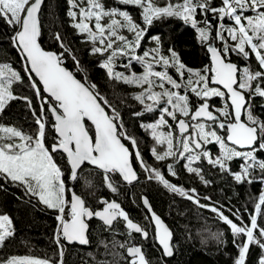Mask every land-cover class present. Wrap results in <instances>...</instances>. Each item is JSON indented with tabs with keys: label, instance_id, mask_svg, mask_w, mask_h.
Segmentation results:
<instances>
[{
	"label": "snow or ice",
	"instance_id": "6c2138e0",
	"mask_svg": "<svg viewBox=\"0 0 264 264\" xmlns=\"http://www.w3.org/2000/svg\"><path fill=\"white\" fill-rule=\"evenodd\" d=\"M43 2L0 0V20L13 29V45L22 53L27 65L25 72L39 101L37 112L31 99L16 96L13 85L21 82L22 77L8 64H0V113L4 112L10 101L23 99L36 125L35 132L29 134L16 127L0 124V181L23 185L27 192L38 196L48 208L58 210L59 224L55 238L60 245L59 264H65L61 237L68 243H89L86 218L95 216L111 227L119 217L126 222L129 235L139 233L148 239L149 233L145 226L130 219L116 201L101 200L105 207L93 211L86 207L85 199L75 192L70 201L67 200L62 179L64 173L53 155L55 153L66 154L72 180L78 179V170L85 163L103 170L107 187L113 193L118 189L108 173H119L129 184L138 179L133 167L134 156L140 168L148 173L149 179H156L169 191L199 207L209 208L230 227L234 238H245L236 244L238 256L235 264H246L249 248L253 244L264 250V226L258 223V217H264V190L257 198L249 223L244 222L239 210L232 213L240 221L238 225L224 215L221 208L201 204L195 188L186 190L183 186L173 184L161 170L149 166L139 150L137 140L124 130L118 109L100 93L96 84L88 82L86 78L83 81L77 79L63 66L64 52L72 55L78 68L80 61L66 47L60 34L56 33L54 38L64 52L58 54L42 47L39 41L42 35L40 11ZM119 3L139 8L143 24L137 23L128 11L106 9L101 0H68V15L73 21L72 27L78 30L79 35H86L92 43L91 54H107L100 67L106 70L108 79L140 89L133 99L143 106V111L134 115L159 112L155 122L140 125L150 131L157 145L163 147V151L153 147L151 155L157 162L169 158H174L176 162L185 160L183 167L188 173L199 177L205 185L210 181L204 178L200 167H193L194 163L202 159L213 168L233 175L238 183L245 180L252 183L251 170L258 168L264 173V160L258 159L256 155L264 151V119L252 110L254 99L264 98V0H221L218 7L212 6V0H166L163 6H159L155 0H119ZM209 13L220 22L216 38L222 41V47L218 49L208 45L211 62L202 70L187 68L174 49H168V55L163 54L159 37H153L156 47L139 53L147 28L154 20L161 18L181 19L196 29L198 39L208 41L212 28L207 18ZM198 15L204 19L198 20ZM105 18L107 23L103 22ZM226 19L232 22L231 26L222 23ZM201 23L204 27L199 26ZM225 32L233 43L225 38ZM232 54L248 63L239 66L229 58ZM252 57L256 69L251 65ZM117 61H122L119 67L129 74L116 70ZM134 62L142 68L141 73L132 70ZM170 67L176 68L179 81L169 74ZM189 92L203 103L193 107ZM211 97H220L225 101L223 108L214 110L218 114L209 110L207 100ZM261 107L264 108V104ZM48 113L54 118L52 129L55 133L50 146L46 143ZM242 115L246 116V120H242ZM201 119L211 123L206 125L198 122ZM169 120L173 123H169ZM189 120L197 122L190 123ZM163 128L167 131H161ZM217 128L223 130L225 135H219ZM177 130L178 135L175 134ZM122 140L130 141L134 153ZM212 143L219 146L220 151L216 156L204 147ZM236 158H241L243 163L240 164L239 172H232L229 162ZM166 167L168 175L177 177L173 164ZM260 181L264 183V176L260 177ZM203 199L211 198L205 196ZM143 203L151 213L150 218L146 219L154 224V239L162 247L164 255L171 256L172 232L153 212L147 198L143 199ZM11 223L7 215H0V246L5 245L7 238L12 235ZM120 247L125 245L121 244ZM127 254L131 257L128 264H151L141 246L128 245ZM2 264H49V261L11 257ZM258 264H264V254L260 256Z\"/></svg>",
	"mask_w": 264,
	"mask_h": 264
},
{
	"label": "trees",
	"instance_id": "16d2710c",
	"mask_svg": "<svg viewBox=\"0 0 264 264\" xmlns=\"http://www.w3.org/2000/svg\"><path fill=\"white\" fill-rule=\"evenodd\" d=\"M101 2L106 9L117 8L128 11L137 23L143 24L139 8L121 4L119 0H101ZM155 2L159 6H163L166 0H155ZM220 3L221 0H212V6L218 7ZM68 11V0H44L40 11L42 35L39 42L42 47L58 54L64 52V49L54 38L55 34L59 33L66 47L80 61L78 68L72 55L64 52L63 66L71 71L77 79L83 81L86 78L88 82L96 84L100 93L118 109L124 130L130 137L137 140L145 162L149 166L161 170L173 184L183 186L186 190L195 188L201 204L221 208L224 215L233 219L238 225L240 221H237L232 213L239 210L244 222L249 223V216L254 214L257 198L264 190V183L260 181V177L264 176V173L258 168L253 169L251 170L252 183H248L246 180L243 183H238L233 175L221 172L219 168H213L206 160L202 159L200 162L194 163L193 167L202 169V175L207 181H210L205 185L195 174L187 172L183 167L186 163L185 160L176 162L174 158H169L157 162L151 155V149L156 147L158 151H163V147L157 145L152 139L150 131H146L140 125L141 123L155 122L159 112L144 113L141 116L134 115L136 112L143 111V106L133 99L140 89L108 79L106 70L100 67L107 54L105 56L91 54L92 43L87 40L86 35H79L78 30L72 27L73 21L68 15ZM207 18L212 23L208 41L202 42L198 39L196 29L190 24H185L181 19L161 18L154 20L153 24L147 28L138 51L142 54L144 50L156 47L153 37H159L163 54L168 55V49H174L180 61L187 68L202 70L206 65H209L205 46L211 42L218 49L222 47V42L216 38L217 20L213 18L212 13H209ZM197 19L203 20L204 17L198 15ZM103 22L107 23V18ZM223 23L226 26L232 24L227 19ZM199 26L204 27V24L201 23ZM125 34L131 35L127 32ZM12 35L13 29L0 20V64H8L19 72L22 81L13 85L14 94L18 97L26 96L31 99L39 112V101L31 87L28 74L25 72V62L19 50L13 45ZM229 58L241 67L245 65V60L240 56L232 54ZM121 62L117 61L116 70L126 72L125 69L119 67ZM251 65L253 69H256L254 57L251 58ZM132 70L137 74L142 72L140 65L135 62ZM157 70L163 69L158 68ZM168 72L179 81L176 68L170 67ZM126 74L129 73L126 72ZM185 77H187V73H185ZM181 94H183V89ZM188 95L193 107L203 102L190 92ZM207 102L212 111L214 110L211 107H224L225 103L219 98H211ZM262 104H264V98L256 97L252 110L254 114L264 119ZM47 118L46 143L50 146L54 136L53 123L49 114ZM242 120H246L245 115ZM169 123L173 122L169 120ZM0 124L16 127L29 134L36 130L35 118L23 99H16L8 103L4 112L0 113ZM216 130L219 135H225L223 130L218 128ZM161 131H167V129L163 128ZM122 142L133 151L130 141L122 140ZM206 148L211 151L213 156L219 154L218 147L212 144L206 145ZM53 155L64 173L62 179L66 186V199H69L68 188H71L73 192L85 199L86 207L93 211L97 209L99 199L107 197V194H103L106 190L100 172L84 166L78 171V179L71 182L65 157L61 153ZM256 155L258 159L264 160V151L257 152ZM170 163L176 169L177 177L167 174L166 166ZM241 163H243L241 158L229 162L232 172H239ZM133 167L138 174V179L131 186H124L115 175L112 177L113 184L118 189L117 198L116 195L115 198L130 219L146 227L149 233L148 239L143 241L140 235H127L121 222H115L111 227H105L100 222L91 220L88 222L89 227L86 235L89 243L85 247L67 246L62 239L60 240V244L63 245L65 264H128L129 259L126 256L128 245H140L151 264H235L238 256L236 244L245 239L243 236L234 238L230 227L209 208L199 207L183 196L169 191L156 179H149L148 173L140 168L134 156ZM0 185H2L0 187V215H7L12 222L10 225L12 235L7 238L5 245L0 246V264L11 257H33L47 260L51 264H59L60 245L53 239L57 210L50 209L41 203L36 195L27 192L23 185L13 184L10 181H0ZM140 196L148 199L153 212L172 232L173 254L170 258L163 257L154 241L153 228L149 219H146L148 215L141 205ZM205 196L211 199H203ZM258 223L264 226V217H258ZM121 244H124L125 247H120ZM262 254H264V250L255 244L251 245L246 264H258Z\"/></svg>",
	"mask_w": 264,
	"mask_h": 264
},
{
	"label": "water",
	"instance_id": "95a60500",
	"mask_svg": "<svg viewBox=\"0 0 264 264\" xmlns=\"http://www.w3.org/2000/svg\"><path fill=\"white\" fill-rule=\"evenodd\" d=\"M42 7V6H41ZM209 44H211L213 47H214V45L211 43V42H209L206 46H205V52H206V54H207V56H208V60H209V64H210V56H211V54L208 52V50H207V48H208V45ZM48 51V50H47ZM20 52V51H19ZM20 54H21V56H22V53L20 52ZM25 62V61H24ZM25 65H26V62H25ZM26 67H27V65H26ZM33 76H34V74H33ZM37 79V81H38V78H36ZM40 87H41V89H42V85H40ZM216 87H220V86H216ZM44 95H47L46 93L44 94ZM203 103V102H202ZM209 110H211V109H209ZM49 115H50V118H51V121H52V123H54V118L52 117V115H51V113H48ZM214 114H216V113H214ZM242 117H243V115H242ZM189 122L190 123H196L197 121H190L189 120ZM198 122H203V123H211L210 121H207V120H204V119H201L200 121H198ZM53 133H54V130H53ZM176 134L178 135V130L176 131ZM54 135H55V133H54ZM230 147H232V145H229ZM240 151H246V150H248V149H239ZM62 154V153H61ZM64 157H65V159H66V163H67V156H66V154H62ZM67 166H68V168H69V180L71 181V182H73L74 180H72L71 179V175H70V165L67 163ZM84 166H88V167H90V168H93V169H96V170H98V171H101V172H103V170H101V169H98V168H96L95 166H93V165H91V164H88V163H85V164H83L82 166H81V168L82 167H84ZM80 168V169H81ZM79 169V170H80ZM78 170V171H79ZM119 177H120V179L122 180V182H124L125 184H129V183H127L126 181H124L123 180V178L119 175V173H116ZM136 181V180H135ZM135 181H133L132 183H134ZM131 183V184H132ZM72 193H73V191H72V189L71 188H68V197H69V201H70V199H71V195H72ZM145 197H143L142 199H141V204H142V206H143V208L146 210V212H147V214H148V217L150 218V216H151V213H149L148 212V209H147V207L144 205V203H143V199H144ZM105 207V205L101 208V209H98V210H95V211H99V210H102L103 208ZM122 221H124L122 218H120ZM91 220H94V221H97V222H100L103 226H105V227H109V226H107V225H105L104 224V222L102 221V220H100L99 218H97V217H92V218H90V219H88V218H86V222H87V224H88V222H90ZM164 223V222H163ZM165 224V223H164ZM166 225V224H165ZM151 226H152V228H153V236H155V227H154V224L153 223H151ZM124 228L127 230V234L129 235V230L126 228V222L124 221ZM133 234H139V233H134L133 232ZM86 235H87V232H86ZM143 238V237H142ZM62 240H63V242H64V244L65 245H67V246H73V245H75V246H78V247H85L87 244H84V245H81L79 242H72V243H68L66 240H64L63 239V237H62ZM154 241H155V243H156V245H157V247L159 248V250L161 251V253H162V255H163V257H165V258H170L171 256H166V255H164V253H163V249H162V247L159 245V243H158V241L157 240H155L154 239ZM126 256H127V258L129 259V261L131 260V257H129L128 256V254H127V250H126Z\"/></svg>",
	"mask_w": 264,
	"mask_h": 264
},
{
	"label": "flooded vegetation",
	"instance_id": "af4514ba",
	"mask_svg": "<svg viewBox=\"0 0 264 264\" xmlns=\"http://www.w3.org/2000/svg\"><path fill=\"white\" fill-rule=\"evenodd\" d=\"M190 131H191V129H190ZM93 169V168H92ZM94 170H96V169H94ZM98 171V170H97ZM100 172V174H101V176H102V183H103V185H104V188H105V190H106V192L105 193H103V194H107L106 196V198L105 197H103V198H100L99 199V207L97 208V209H95V210H98V209H101L103 206H104V204H102L101 203V200H107V201H109V202H111V201H116V198H117V193H113L108 187H107V183L105 182V179H104V176H105V173L104 172H101V171H99ZM107 175H109L110 177H111V181H112V177L115 175L117 178H119V180L122 182V180L120 179V177L116 174V173H108ZM136 182V181H135ZM134 182V183H135ZM112 183H113V181H112ZM123 183V185L124 186H131L132 184H134V183H132V184H125L124 182H122ZM115 195H116V198H115ZM111 196V197H110ZM144 196H140L139 197V199H140V202H141V199L143 198ZM116 202H118V201H116ZM119 203V202H118ZM120 204V203H119ZM142 205V204H141ZM121 206V205H120ZM143 207V206H142ZM122 208V207H121ZM144 209V208H143ZM94 210V211H95ZM122 210H124V208H122ZM145 210V209H144ZM125 211V210H124ZM146 211V210H145ZM126 212V211H125ZM147 213V212H146ZM148 215V214H147ZM149 221H150V219H149ZM115 222H121L122 223V225H123V227H124V221H122L119 217L116 219V220H114L113 221V224L115 223ZM112 224V225H113ZM150 224H151V222H150ZM126 230V229H125ZM127 231V230H126ZM128 235V234H127ZM131 235H140V234H133V233H131ZM131 235H129V236H131ZM140 237H141V240H145L144 238H142V236L140 235ZM73 246H75V245H73ZM136 246H140V245H136Z\"/></svg>",
	"mask_w": 264,
	"mask_h": 264
},
{
	"label": "rangeland",
	"instance_id": "374dc122",
	"mask_svg": "<svg viewBox=\"0 0 264 264\" xmlns=\"http://www.w3.org/2000/svg\"><path fill=\"white\" fill-rule=\"evenodd\" d=\"M219 23L220 22H216V32L219 30ZM223 23V22H222ZM232 25V24H231ZM231 25H229V26H231ZM224 36H225V38L228 40V42L229 43H233L231 40H230V38H228L227 37V33L225 32L224 33ZM219 40V39H218ZM219 41H221V40H219ZM222 42V41H221ZM211 98H219V99H221L220 97H211ZM211 98H209V99H211ZM199 99V98H198ZM211 108H213V110H215L217 107H211ZM220 108H223V106L222 107H220ZM212 145H214L215 147H218V150H219V146L217 145V144H215V143H212ZM205 148H206V145L204 146ZM133 151H135V149H133ZM220 151V150H219ZM138 162V161H137ZM139 163V162H138ZM37 197V199L39 200V197L38 196H36ZM65 198H66V196H65ZM40 201V200H39ZM41 202V201H40ZM42 203V202H41ZM57 212H58V210H57ZM59 215V212H58V214H57V216ZM56 216V217H57ZM55 221H56V218H55ZM56 235H55V233L53 234V239L56 241ZM49 264H51L50 262H49Z\"/></svg>",
	"mask_w": 264,
	"mask_h": 264
},
{
	"label": "built area",
	"instance_id": "2783aa9c",
	"mask_svg": "<svg viewBox=\"0 0 264 264\" xmlns=\"http://www.w3.org/2000/svg\"><path fill=\"white\" fill-rule=\"evenodd\" d=\"M244 63L246 64L247 62L244 61ZM58 224H59V222H58V220H57V224H56V228H55V235H56V232H57Z\"/></svg>",
	"mask_w": 264,
	"mask_h": 264
}]
</instances>
